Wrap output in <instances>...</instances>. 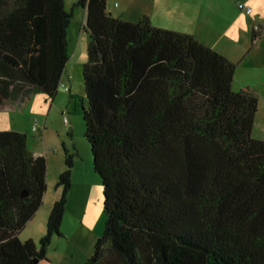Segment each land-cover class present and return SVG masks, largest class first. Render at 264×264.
<instances>
[{
    "label": "trees",
    "instance_id": "obj_1",
    "mask_svg": "<svg viewBox=\"0 0 264 264\" xmlns=\"http://www.w3.org/2000/svg\"><path fill=\"white\" fill-rule=\"evenodd\" d=\"M107 4L75 3L89 38L85 135L106 216L86 264H264L258 96L234 91L236 65L194 35L127 21ZM72 19L65 0H0V110L21 92L57 95ZM65 154L46 233L23 241L47 191V158L26 133L0 131V264L46 260L62 236L74 167Z\"/></svg>",
    "mask_w": 264,
    "mask_h": 264
},
{
    "label": "rangeland",
    "instance_id": "obj_2",
    "mask_svg": "<svg viewBox=\"0 0 264 264\" xmlns=\"http://www.w3.org/2000/svg\"><path fill=\"white\" fill-rule=\"evenodd\" d=\"M78 1L65 0L66 10L73 12L69 28L72 53L77 49L79 39L89 41L83 29L85 11L75 7ZM127 1L109 0L108 9L119 13ZM136 1L141 3L140 6L145 3L156 25L192 34L236 65L232 88L238 92L249 87L258 96L259 110L253 135L264 140V0H191L190 4L177 8L168 7L161 0H156L154 6L149 5V1ZM114 3L120 7H114ZM239 3L250 6L253 13L248 15L240 10ZM254 34L258 36L256 39ZM87 49L88 44L81 62H77L79 52L70 57L68 68L73 73L72 88L67 84L71 91L60 88L54 98L37 93L22 106L0 110V131L26 133L29 148L47 158V201L52 202L57 193L61 198L62 188L57 187V182L66 169L65 152L74 154L72 187L61 226L62 236L53 238L47 252L53 263L44 261L45 264H86L105 229L103 185L94 172L83 118V108L88 106L83 79ZM48 217L43 209L33 217L36 243L43 237L38 239L37 233ZM45 228L47 230V223Z\"/></svg>",
    "mask_w": 264,
    "mask_h": 264
},
{
    "label": "crops",
    "instance_id": "obj_3",
    "mask_svg": "<svg viewBox=\"0 0 264 264\" xmlns=\"http://www.w3.org/2000/svg\"><path fill=\"white\" fill-rule=\"evenodd\" d=\"M109 1V0H108ZM145 2L149 1V5L153 3H155L156 0H144ZM161 2H165L164 5L166 4V6L168 7H172V8H177V7H182L186 4H190L191 3V0H161ZM118 3H114V7H120V5H117ZM141 3L136 1V0H128L126 2V5L124 7H122V9H120V12L119 13H115V11L113 9H108V4H107V11L111 14H113L114 16L116 17H122L123 19L127 20V21H132V22H137L139 21L140 19H142L143 17H147L150 22L156 26V27H161V26H158L156 25V21L155 19H153V16L148 12V8L145 7V3L143 2L142 3V6H140ZM154 6V5H153ZM141 7V8H140ZM111 8V7H110ZM253 13V12H252ZM85 27V21H84V24H83V29ZM161 28H166V27H161ZM169 29V28H168ZM87 40L84 38V39H79L78 41V47L77 49H75V52L72 53L71 52V58L73 56H76L79 52V57L77 59V62H81L84 58H85V52H86V48H87ZM70 58V60H71ZM69 60V61H70ZM78 66V63L76 64ZM69 66V62L67 63V66L65 68V71L63 73V77H62V81L63 82H66V83H69L71 88H72V85H73V82H72V79L73 78H70V77H73V73H71V70L68 68ZM77 71H78V68H77ZM71 88H70V91H71ZM63 89V88H62ZM37 93H30L29 95L27 96H24V92H21L19 94H16L13 98V100L11 102H9V104L7 105V107L3 110H7V109H11L15 106H18V105H24L26 101H29L30 98L35 95ZM33 151V150H32ZM35 153V155L37 156H43V153L41 152H36V151H33ZM47 193L44 197V200H43V205L41 206L42 208L40 209H43L47 212V214L49 215L50 214V211L52 209V206L53 204L56 203V201H58L60 195L57 193V195L53 198V201L50 202V201H47ZM39 209V210H40ZM38 210V211H39ZM38 213V212H37ZM37 213L35 214V216L37 215ZM33 219H31L27 225L25 226V228L21 231V233L19 234V237H21L20 239L21 240H29V239H32L36 242L37 239H35V234L37 231H35L32 227L33 226ZM83 221V219L80 220V222ZM46 223H47V219L46 221L44 222V225H43V228H39L38 230V233H37V238L40 239L42 236L45 235V226H46ZM28 230V234L25 235L24 237V233L25 231ZM44 261H47L48 263H53L51 261V259L49 257H47V260H43V261H40L38 264H45Z\"/></svg>",
    "mask_w": 264,
    "mask_h": 264
},
{
    "label": "built area",
    "instance_id": "obj_4",
    "mask_svg": "<svg viewBox=\"0 0 264 264\" xmlns=\"http://www.w3.org/2000/svg\"><path fill=\"white\" fill-rule=\"evenodd\" d=\"M238 8L240 10L246 12L248 15L252 14V12H253V9L250 6H246L243 3H239ZM70 78H72V77H70ZM60 88H63L66 91H70V86L66 82H63V81L60 82Z\"/></svg>",
    "mask_w": 264,
    "mask_h": 264
},
{
    "label": "water",
    "instance_id": "obj_5",
    "mask_svg": "<svg viewBox=\"0 0 264 264\" xmlns=\"http://www.w3.org/2000/svg\"><path fill=\"white\" fill-rule=\"evenodd\" d=\"M36 264L38 263V261L35 262Z\"/></svg>",
    "mask_w": 264,
    "mask_h": 264
}]
</instances>
